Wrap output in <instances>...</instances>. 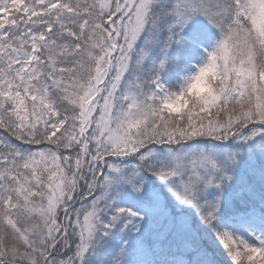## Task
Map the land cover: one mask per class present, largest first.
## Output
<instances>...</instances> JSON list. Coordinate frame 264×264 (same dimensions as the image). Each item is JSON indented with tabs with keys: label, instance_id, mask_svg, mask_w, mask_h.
Here are the masks:
<instances>
[{
	"label": "snow or ice",
	"instance_id": "6c2138e0",
	"mask_svg": "<svg viewBox=\"0 0 264 264\" xmlns=\"http://www.w3.org/2000/svg\"><path fill=\"white\" fill-rule=\"evenodd\" d=\"M0 264H264V0H0Z\"/></svg>",
	"mask_w": 264,
	"mask_h": 264
}]
</instances>
